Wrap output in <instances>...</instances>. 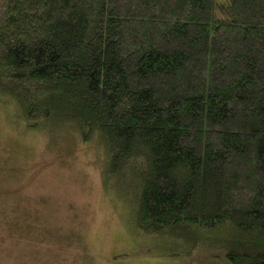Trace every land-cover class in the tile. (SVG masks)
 Wrapping results in <instances>:
<instances>
[{
  "label": "trees",
  "instance_id": "trees-1",
  "mask_svg": "<svg viewBox=\"0 0 264 264\" xmlns=\"http://www.w3.org/2000/svg\"><path fill=\"white\" fill-rule=\"evenodd\" d=\"M0 101L101 143L173 256L264 264V0H0Z\"/></svg>",
  "mask_w": 264,
  "mask_h": 264
},
{
  "label": "rangeland",
  "instance_id": "rangeland-1",
  "mask_svg": "<svg viewBox=\"0 0 264 264\" xmlns=\"http://www.w3.org/2000/svg\"><path fill=\"white\" fill-rule=\"evenodd\" d=\"M106 162L76 127L31 129L0 101V264H228L206 247L173 256L139 230L133 197L104 185Z\"/></svg>",
  "mask_w": 264,
  "mask_h": 264
}]
</instances>
